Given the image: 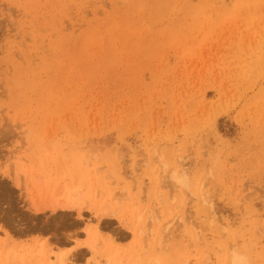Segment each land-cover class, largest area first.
Wrapping results in <instances>:
<instances>
[{"label":"rangeland","instance_id":"rangeland-1","mask_svg":"<svg viewBox=\"0 0 264 264\" xmlns=\"http://www.w3.org/2000/svg\"><path fill=\"white\" fill-rule=\"evenodd\" d=\"M0 264H264V0H0Z\"/></svg>","mask_w":264,"mask_h":264},{"label":"bare ground","instance_id":"bare-ground-1","mask_svg":"<svg viewBox=\"0 0 264 264\" xmlns=\"http://www.w3.org/2000/svg\"><path fill=\"white\" fill-rule=\"evenodd\" d=\"M36 210L39 212L41 209L40 208H36Z\"/></svg>","mask_w":264,"mask_h":264}]
</instances>
